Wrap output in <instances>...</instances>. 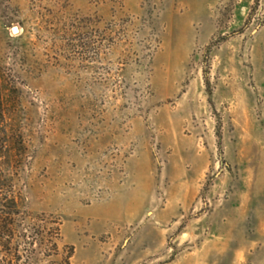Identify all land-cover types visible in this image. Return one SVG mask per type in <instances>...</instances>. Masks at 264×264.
<instances>
[{
  "label": "rangeland",
  "instance_id": "rangeland-1",
  "mask_svg": "<svg viewBox=\"0 0 264 264\" xmlns=\"http://www.w3.org/2000/svg\"><path fill=\"white\" fill-rule=\"evenodd\" d=\"M0 264H264V0H0Z\"/></svg>",
  "mask_w": 264,
  "mask_h": 264
},
{
  "label": "water",
  "instance_id": "water-1",
  "mask_svg": "<svg viewBox=\"0 0 264 264\" xmlns=\"http://www.w3.org/2000/svg\"><path fill=\"white\" fill-rule=\"evenodd\" d=\"M12 32H14V33L18 32L17 27H12Z\"/></svg>",
  "mask_w": 264,
  "mask_h": 264
}]
</instances>
